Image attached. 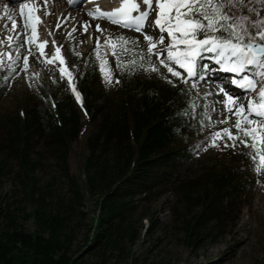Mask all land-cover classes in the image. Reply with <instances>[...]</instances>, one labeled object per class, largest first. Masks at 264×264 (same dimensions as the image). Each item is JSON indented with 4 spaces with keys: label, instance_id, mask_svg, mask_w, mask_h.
<instances>
[{
    "label": "trees",
    "instance_id": "16d2710c",
    "mask_svg": "<svg viewBox=\"0 0 264 264\" xmlns=\"http://www.w3.org/2000/svg\"><path fill=\"white\" fill-rule=\"evenodd\" d=\"M85 61L75 82L83 107L68 94L55 107L21 102L0 116V190L11 181L10 191L0 193V264H110L126 256L143 231L151 235L158 226L145 209L154 188L191 154L185 138L194 127L192 93L178 99L185 87L119 69L114 97L104 100L99 69ZM93 121L97 129L87 136ZM74 141L77 174L70 164ZM235 152L231 164L213 166L196 181L199 211L183 221L188 245L197 248L227 221L236 222L232 213L247 187L249 157L246 148ZM192 185L181 187L188 209Z\"/></svg>",
    "mask_w": 264,
    "mask_h": 264
},
{
    "label": "snow or ice",
    "instance_id": "6c2138e0",
    "mask_svg": "<svg viewBox=\"0 0 264 264\" xmlns=\"http://www.w3.org/2000/svg\"><path fill=\"white\" fill-rule=\"evenodd\" d=\"M73 2L74 0H68L69 6ZM47 3L48 0H44L42 5L29 3L28 0L20 2L19 25L13 15L7 14L8 6L4 5L5 23L0 28L5 32L4 38L0 39V46L5 43L8 46L0 50V71L7 69V75L3 76L4 83L10 85L11 79L21 72L26 77L29 75V57L33 55L35 47L38 53L35 58L45 64H53L59 71L61 80L67 77L70 91L83 107L72 73L66 69L65 57L61 54L62 46L52 40L53 52L49 55L44 50L48 41L38 38L37 25L42 20L35 9L43 7L44 15L47 16L50 14ZM153 12L155 16L149 21ZM61 15L62 19L57 17V29L62 24L66 25L69 19H75L70 13ZM88 15L93 19H107L110 23L140 32L146 42L143 48L140 47L139 37L133 40H128L123 35L110 38L119 42L120 53L116 52V45H113L117 68L128 74H134L138 70L146 74L155 72L173 86L178 82L187 85V88L180 90L178 99L198 89L201 82L198 78H202L204 70L210 68L209 64L201 61L207 54H211L208 58L220 71L232 74L228 84L243 90V102L241 95L233 94L232 88L223 81L215 93L206 91L202 94L204 102L201 130L205 126V119L208 121L207 126L215 129L206 137L208 143L203 145L204 150L208 146L219 147L221 143L224 148L236 149L243 146L248 149L246 154L253 163V170L258 174L264 172V0H120L118 7L105 11L96 6L88 11ZM79 23L82 31H87L91 26L90 21ZM146 28L155 30L158 35L153 36L145 31ZM96 29L98 32L104 31L99 23L96 24ZM75 31L76 25L73 24L67 32L68 37L71 38ZM8 32L14 33L17 40H13ZM20 38H23V43H20ZM100 43L97 36L96 47L93 49L97 54V61L100 60ZM12 48L17 53L15 57L9 51ZM21 48H25L23 54ZM129 52L132 53V58L122 60L121 54ZM74 54L80 55L75 51ZM18 61H22V66L17 64ZM161 67L166 72H162ZM98 68L106 84L119 83V78L112 76L110 67L106 69L104 63H99ZM29 86L33 85L30 83ZM210 95H222L224 99H217L209 104L207 97ZM198 102L199 96H188L189 107L193 110ZM216 104L223 106L220 110L223 119L213 121L209 112L217 111ZM52 106L55 107L54 101ZM230 119H234L233 124H228ZM217 123L224 124L225 127L215 128ZM196 147L199 149L201 145ZM196 154L199 155V151Z\"/></svg>",
    "mask_w": 264,
    "mask_h": 264
},
{
    "label": "rangeland",
    "instance_id": "374dc122",
    "mask_svg": "<svg viewBox=\"0 0 264 264\" xmlns=\"http://www.w3.org/2000/svg\"><path fill=\"white\" fill-rule=\"evenodd\" d=\"M114 1L120 2V0H103L102 3L112 5ZM61 2V1H60ZM62 3V2H61ZM117 3V2H116ZM62 9L69 11H75L81 6L68 7L62 3ZM84 9V8H83ZM41 20L45 19L44 13L38 12ZM45 16V17H44ZM155 12L152 13L153 18ZM88 20V19H87ZM57 23V22H56ZM55 23V25H56ZM99 23L103 32H98L96 24ZM48 23L42 22L41 30L47 32ZM82 38L69 39L67 31H63L59 34L57 40L52 37L45 38L48 43L52 40L58 42L61 41V54L65 57L67 70L72 73L74 84L77 78L86 69V63L84 60L89 58L91 65L95 64L98 67L99 63H104L106 69L110 67L111 74L114 77L117 68L116 57L113 55V45H116V52L120 53L119 42L110 39L123 35L128 40H133L139 37L140 47H145V40L141 33H137L134 30L128 28H121L117 25L110 23L108 20H101L94 24V28L87 31H82L81 25L78 27ZM55 31V32H54ZM153 36L158 35L154 30L147 29ZM38 30V38L40 39ZM53 33H56V27L54 26ZM100 38L99 55L100 60L97 61V54L93 51L96 47V37ZM17 38V37H16ZM107 39V43L105 40ZM44 40V39H42ZM83 41V43H81ZM168 42L167 39L165 40ZM20 43H23L21 40ZM4 46V45H2ZM0 46V47H2ZM47 54L51 55L53 52V45H48ZM107 47L108 53H107ZM26 48V47H25ZM25 48H21V54L25 52ZM80 53V55H75ZM22 50H24L22 52ZM46 50V49H44ZM13 57L17 55L15 49L11 51ZM38 55L35 47L33 48V55L29 58V75L26 77L23 72L20 75L14 76L11 79L10 85H6L3 80V76L7 75V69L0 71V116L16 110L20 106L21 102L31 105L39 103L43 100L47 102H53L68 94H73L67 83V77L60 79L59 71L50 72L48 70L49 65L45 64L41 60H37L35 56ZM132 58V53L121 54L122 60H129ZM204 61V59L202 60ZM207 64L212 66L213 69L217 68L211 61L205 60ZM155 62V57H153ZM22 66V61L17 62ZM52 65L51 63H49ZM75 66V67H74ZM99 69V68H98ZM162 72H166V69L161 67ZM207 70H204L206 73ZM36 74V75H32ZM170 75V74H169ZM142 79L158 80L160 76L155 73L146 74L144 71L141 73ZM211 75L203 74L198 85V89L192 90L193 96H199V102L194 111V127L191 132L186 136L185 140L189 145H192L191 154L183 161L175 164L171 172L159 182V185L154 188L151 196V203L145 205L147 213L152 217L158 218V226L151 235H147L142 232L139 241L132 247L131 252L126 256H122L120 259H113L110 264H264V172L258 174L253 170V163L250 159L247 160L246 177L247 187L244 193L239 199L235 201V211L232 213V217L236 218V222L232 224L231 221H227L224 224V228L213 231L199 247H194L193 244L188 245L184 240V219L199 211V203L196 201L200 194L199 185L196 181L202 176L209 168L213 166H220L223 162L231 164V154H236V150L243 148L240 146L236 149L232 147L224 148L221 143L219 147L208 146L204 150L203 145L208 143L206 137L214 131L212 127H208V121L205 119L203 130H201V116L203 114V93L211 91L215 93L217 88H208L205 83L212 81ZM55 77V79H53ZM206 77V78H205ZM207 79V80H206ZM205 81V82H204ZM204 82V83H203ZM33 86H29V84ZM211 83V82H210ZM115 82L106 84L99 71V77L97 78V86L100 90V96L104 100H111L116 92ZM206 84V85H205ZM187 88L188 86L183 83H177L176 86ZM74 95V94H73ZM224 97L221 95H210L207 97V102L211 104L212 101ZM222 105L216 104L217 111L209 112L213 121L223 119L220 113ZM82 122L84 123L86 116L79 111ZM234 119H230L228 124H233ZM224 124L217 123L215 128H223ZM97 129V123L95 121L87 124L85 127V134L87 136L93 134ZM197 145H201L197 149ZM73 153L70 155V164L73 174L79 172L78 167V146L74 141L72 144ZM248 152V149H246ZM199 151V155L196 152ZM235 157V156H232ZM12 165L15 163L11 161ZM259 181V182H258ZM183 183H193L191 188L192 203L190 208L187 207V200L183 196L182 185ZM11 181L6 180L5 186L0 190V193L10 191ZM87 210L93 209L92 202L86 203ZM91 216V215H90ZM145 228L147 225L146 219L143 220ZM25 228L32 231L34 224L32 222L25 223ZM90 263L94 262V259L85 258Z\"/></svg>",
    "mask_w": 264,
    "mask_h": 264
},
{
    "label": "bare ground",
    "instance_id": "6f19581e",
    "mask_svg": "<svg viewBox=\"0 0 264 264\" xmlns=\"http://www.w3.org/2000/svg\"><path fill=\"white\" fill-rule=\"evenodd\" d=\"M18 1L19 0H8V1H4V0H0V28H2V26H3V24L5 23V15H6V13H5V9H4V5L5 4H7V6H8V10H7V14H10V15H13L16 19H17V23H18V25L20 24V22H21V17H20V13H19V3H18ZM51 0H48V3H47V8L50 10V14L49 15H47L46 17H45V19L44 20H42V22H46V23H48L47 24V26H48V28L49 27H51V29H49V30H51V35H52V37L54 38V39H56L57 40V38H58V36H59V34L60 33H62L63 31H67L68 32V30L69 29H71L72 28V26H73V24H75L76 25V29H77V31H75V32H73L72 33V37L71 38H69L68 37V40L69 39H79V38H82V36L83 35H81L80 34V32H79V29H78V27H79V25H81V23H79V22H81V21H90L91 22V26L90 27H88V29L90 30H92L93 28H94V24L96 23V22H98V21H101V20H103V19H93L92 17H90L89 15H88V12L86 11V10H84V9H78V10H75V11H69L68 9H66V10H64V9H62V3L60 2V1H54L53 3H51L50 2ZM88 1V0H87ZM117 2V3H116ZM32 3L33 4H43L44 3V0H32ZM65 3H68L67 1H65ZM115 3V4H114ZM113 6L114 7H118L119 6V4H120V2H118V1H114L113 2ZM104 5L106 6V5H108L107 3H104ZM103 6H99V8H102ZM35 11H36V14L38 15V12H40L41 11V13H44V8L43 7H40V8H37V9H35ZM71 14V16L72 17H75V19H69L67 22H66V25L65 24H62L61 25V27L59 28V29H57L56 28V33L54 34L53 33V29H54V26H55V23L57 22V17L58 16H60L61 17V19L63 18V16L61 15V14H63V15H67V14ZM40 16V15H39ZM152 17V16H151ZM154 17V16H153ZM88 19V20H87ZM151 19L152 18H150L149 17V20L151 21ZM106 20V19H105ZM41 24L42 23H39L38 25H37V28H38V30L40 31L39 32V35H40V40H42V39H44V40H46L45 38H49L51 35H49V30L47 31V32H45V30L43 29V30H41L42 28H41ZM9 27H10V25H9ZM150 30V29H149ZM152 31H154V30H151V32ZM55 32V31H54ZM8 35H12V37H13V40H17V38H16V36H15V34L14 33H12V32H8ZM4 36H5V32L3 31V30H0V39H3L4 38ZM21 40H23V38H20V42H21ZM165 43H166V41H165ZM61 44V41H59L58 42V45H60ZM48 45H51V43H48L46 46H45V52L46 53H48L47 52V49L49 48V46ZM8 46H7V43H5V45L4 46H2V47H0V50H2V49H4V48H7ZM25 47H27V46H25ZM14 48H12V49H9V51H12ZM107 49V53H108V49H109V47H107L106 48ZM24 50H22V52H23ZM50 54V53H49ZM30 58V57H29ZM66 62V61H65ZM58 63V62H57ZM47 65H49V66H47L48 67V70L50 71V72H54V71H56L57 69H56V67L52 64V65H50L49 63L47 64ZM214 65V64H213ZM68 68V65L66 64V69ZM215 69V68H214ZM58 71V70H57ZM206 74L207 75H212V76H214V75H217V69H215V70H213V67L211 66L210 68H209V70L206 72ZM211 77V76H210ZM206 78V77H205ZM215 78H217V76L215 77ZM207 80V79H206ZM205 82V81H204ZM203 82V83H204ZM209 87L208 88H214V87H216V85H217V83H218V80H213L211 83L210 82H205ZM205 84V85H206ZM235 87V86H234ZM235 88H237V87H235ZM232 89H234V88H232ZM236 90V94H240L241 95V100H242V102H243V95H242V93H243V91H239L238 89H235ZM224 99V98H223Z\"/></svg>",
    "mask_w": 264,
    "mask_h": 264
}]
</instances>
